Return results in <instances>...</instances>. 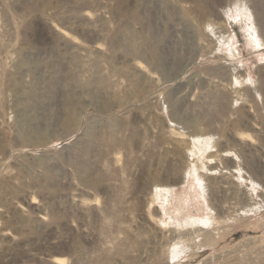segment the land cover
Instances as JSON below:
<instances>
[{"label":"rangeland","instance_id":"rangeland-1","mask_svg":"<svg viewBox=\"0 0 264 264\" xmlns=\"http://www.w3.org/2000/svg\"><path fill=\"white\" fill-rule=\"evenodd\" d=\"M0 264H264V0H0Z\"/></svg>","mask_w":264,"mask_h":264},{"label":"bare ground","instance_id":"bare-ground-1","mask_svg":"<svg viewBox=\"0 0 264 264\" xmlns=\"http://www.w3.org/2000/svg\"><path fill=\"white\" fill-rule=\"evenodd\" d=\"M255 38H256V37H255ZM168 203H169V202H168ZM180 209H181V208H180ZM180 213H182V212H180ZM55 261L58 263V262H60V261H62V260H60V259H56Z\"/></svg>","mask_w":264,"mask_h":264}]
</instances>
